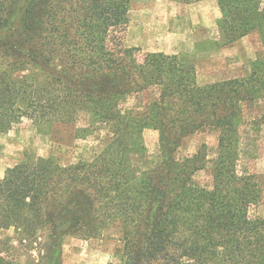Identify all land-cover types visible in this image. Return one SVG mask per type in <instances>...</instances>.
Instances as JSON below:
<instances>
[{
  "label": "trees",
  "instance_id": "16d2710c",
  "mask_svg": "<svg viewBox=\"0 0 264 264\" xmlns=\"http://www.w3.org/2000/svg\"><path fill=\"white\" fill-rule=\"evenodd\" d=\"M133 0H0V134L24 119L75 127V140L106 131L92 160L72 165L26 156L0 180V232H49V264L68 237L118 230L124 264H264L262 190L240 171L245 108L261 106L264 57L251 73L202 86L193 61L124 45ZM227 44L258 34L264 2L218 0ZM155 93L145 110L133 95ZM84 121V127L79 126ZM220 130L211 189L194 182L207 157L179 158L184 141ZM159 133L160 160L143 170L144 132Z\"/></svg>",
  "mask_w": 264,
  "mask_h": 264
},
{
  "label": "rangeland",
  "instance_id": "374dc122",
  "mask_svg": "<svg viewBox=\"0 0 264 264\" xmlns=\"http://www.w3.org/2000/svg\"><path fill=\"white\" fill-rule=\"evenodd\" d=\"M168 1V0H167ZM203 0H133L130 22L123 34L124 45L136 48L139 55L166 53L179 55L193 61L198 82L205 86L220 81L244 78L251 73L255 61L264 57V48L258 34L227 44L219 28L222 17L219 6L211 3L193 6ZM264 2V0H261ZM192 5V6H191ZM170 8V11L168 10ZM205 8L212 12L203 18ZM155 97L154 92L131 96L124 104L125 110L143 111ZM261 106H247L240 128V171L254 176L262 197L253 210V217L264 220V124ZM82 121L79 126L84 127ZM75 127L63 124L41 125L24 119L12 130L0 134V180L8 168L22 162L26 156L55 158L61 164L72 165L81 160H92L102 146L100 138L106 131L87 140H75ZM147 154L137 164L147 170L160 160L159 133L144 132ZM220 130L205 127L188 137L179 150L178 157L197 155L207 157V166L194 175V182L208 189L214 185L212 168L219 155ZM49 232L39 230L28 233L10 228L0 232V264H49ZM124 242L121 233L107 230L99 238L85 240L68 237L62 250L63 264H124Z\"/></svg>",
  "mask_w": 264,
  "mask_h": 264
},
{
  "label": "crops",
  "instance_id": "0c3cea01",
  "mask_svg": "<svg viewBox=\"0 0 264 264\" xmlns=\"http://www.w3.org/2000/svg\"><path fill=\"white\" fill-rule=\"evenodd\" d=\"M164 1H166L165 3L168 4V5L171 4V3H169V0L168 1L164 0ZM209 3H211L213 5H216V7L219 6L218 0H203V1H200V2L194 3L193 6L201 7L203 9L205 7L204 5H207ZM168 10L170 11V8H168ZM204 10H205V12H203L204 14L202 16H203V18H208V16H210L212 12H209V10L207 8H205Z\"/></svg>",
  "mask_w": 264,
  "mask_h": 264
}]
</instances>
